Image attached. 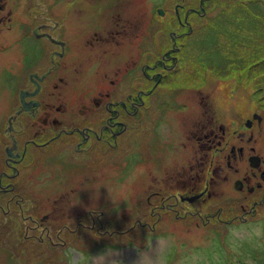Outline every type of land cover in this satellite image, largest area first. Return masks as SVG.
<instances>
[{"label": "flooded vegetation", "instance_id": "1", "mask_svg": "<svg viewBox=\"0 0 264 264\" xmlns=\"http://www.w3.org/2000/svg\"><path fill=\"white\" fill-rule=\"evenodd\" d=\"M43 1L23 0L31 19L21 23V32L11 31L16 37L22 34L14 46L0 49V62L14 61L16 56L34 67L28 72L24 64L19 68L21 62L13 64L18 72L11 89L2 85L4 69L0 71V197L5 196L0 200V222L5 218L14 222L9 229L13 240L8 247L0 245L6 264H30L26 258L31 244L68 248L69 232L85 228L83 222H71L74 215L83 219V199L99 197L95 191L85 194L86 183L96 188L101 177H108L123 160L121 151L132 155L129 134L137 125L129 121L137 116L143 124L141 161L147 165L143 191L147 204L153 206L151 217L157 218L156 225L145 222L147 230H163L198 215L206 227L210 223V216L203 218L206 210L221 202L228 205L229 200H237V206L227 210L235 214L229 222L252 221L264 210V156L249 146L253 137L247 141L244 137V127L253 131L251 136L254 130L263 131L264 116L254 111L238 125L221 113L220 95L208 91L206 84L208 90L203 89L208 93L199 101V113L189 104L190 91L195 90L173 95L165 88L180 69L183 43L179 46L178 41L193 33V19L207 13V0H201L198 8L175 5L171 20L178 31L169 33L172 46L152 65L147 50L148 0L135 2L145 24L135 29L129 24V30H117L111 8L118 2L132 7L133 0ZM35 5L53 15H39ZM3 22L0 18V25L6 26ZM28 38L45 46L20 52L21 42ZM157 90L160 110L150 112L149 97ZM153 115L155 123L150 122ZM237 160L243 164H236ZM251 197L258 199L248 208ZM224 209L213 216L222 217ZM92 211L93 224L87 228L111 236L102 233L112 224L101 221L105 212Z\"/></svg>", "mask_w": 264, "mask_h": 264}, {"label": "rangeland", "instance_id": "2", "mask_svg": "<svg viewBox=\"0 0 264 264\" xmlns=\"http://www.w3.org/2000/svg\"><path fill=\"white\" fill-rule=\"evenodd\" d=\"M133 2L131 3L132 7L129 8L127 4H120L119 2L114 8H111L112 15H114L111 20L112 22L115 20L119 25L117 30L124 29V27L129 30V24H132L134 29L137 26L139 28V24H145L142 22L145 20L144 16L142 18V10L139 6L135 7L137 5L135 4L136 0H133ZM139 2L143 3L141 0ZM261 2H264V0L205 1L207 13L199 19L198 17L193 19L194 25L197 22L194 33L178 41L179 46L183 43V48L179 54L180 69L175 73L176 75L169 77L166 84L169 86L165 87L166 89H172L169 94L175 95L178 90L182 91L187 88L195 90L190 91L189 104L191 109L199 113L202 110L199 101L207 95L206 90L209 87L208 91L214 90L220 95H218L220 99L218 101L221 104V113L227 115L230 122L236 120V123L240 125L241 119H246L252 112L257 110L264 116V103L261 102L264 98V16L254 14L253 17L252 15V12L259 10V6H263L260 4ZM198 3L199 0H186V5H192V7L198 6ZM0 5L5 6V10L0 11V18H4L3 23L6 24V26L0 25V49H3L14 46V43L22 37V34L16 37L14 34H10L11 31L21 32V23L31 18L25 12L23 0H0ZM44 5H47V2L43 1ZM172 6V0H148L146 23L149 65H152L157 59H161L166 51L165 48L171 43L170 34H167L173 31L174 27L177 28L171 20V16H173ZM34 10L41 16L53 15L52 12H47L45 8L43 11L38 10L37 5H35ZM118 13L121 15H118ZM54 14L57 15L59 12L56 11ZM47 16L44 18L45 20L48 19ZM65 17L66 14L63 18ZM61 20V17L57 18L58 22H61ZM16 21L20 24H15ZM32 43L33 41L29 38L23 40L21 48H19L20 52H30L32 50L30 47L37 49L45 46L41 43L37 45ZM35 53L36 57L40 54L38 50ZM18 61L21 62L18 63L19 68H23L25 63L21 57L18 59L14 56V61L4 58V61L0 62V71L4 69L2 85L8 89L16 85V72L18 71L13 64ZM25 68L28 72L34 69L33 65L29 67L25 65ZM204 84L208 87H203ZM151 86L152 83L150 82L149 88ZM257 86H259V90L255 93ZM71 88L69 87V92ZM160 89L162 90V87ZM201 90L204 92H201ZM160 93L161 91L157 90L154 96L149 97L150 112L160 110L158 97ZM186 95H188V92ZM224 96L228 98L227 104ZM234 96H238V99H234ZM6 109L7 115H9L10 110L7 105ZM155 116L153 115L154 118H151L150 122L155 123L157 121ZM138 119H140V116L129 121L130 124L134 123L133 126L137 125V127H133L129 134V137L133 138L132 148L134 150L132 155L121 151L123 160L118 161L116 167L112 169L125 170L122 168L124 164L132 167L138 162L142 163L140 136L143 124ZM137 120L138 123H136ZM262 127L263 131L257 132L256 130V134L254 130V136H251L253 131H247L244 127V137L246 141L253 137L254 141L249 146L256 148V152L264 156V123ZM255 139L260 141L256 143ZM125 141L129 143L128 139ZM240 145L249 147L248 144L243 145V143H238L236 146ZM130 160L132 162H129ZM253 160V158L250 160L252 168L256 166ZM235 163L243 164L240 160ZM196 164L198 165V163ZM143 182L144 179L135 192L120 198H116L112 194V189L107 183V177H101V181L96 188L94 186L89 187L86 183L85 194L95 191L99 193V197H96V199H83L85 213L83 219L80 218V215L73 214L76 217L71 222L78 220L83 222L85 226L84 229L79 228L77 231L80 241L70 240L67 249L64 247L51 246L49 248L42 246L35 249L36 257L29 255L26 260L30 264H91L93 256L106 254L108 257L107 264H140V253L147 251L151 254L153 264H264V235L251 240L248 237V230L251 227L259 225L264 228V210L254 216L252 221L243 222L235 219L229 222L233 220L232 217L235 214H229L227 210L232 205L237 206L236 199L229 200L228 205L221 202L206 210V215L203 218L207 215L210 216V223L206 227L202 226V222L199 221L202 219L198 215L187 216V219L178 221V223L172 224L168 228L165 227L163 230L162 228H159L158 231L147 230L144 226L145 222L156 225L157 218L151 217L150 209L153 206L149 202L147 204ZM2 197H0V200L3 199ZM257 199V197L249 198L248 208ZM153 202L154 200L151 199V203ZM220 207L225 208L224 214L216 219L213 214ZM95 208L105 212L102 222L112 223L109 224L106 231L102 230V233L112 234L111 236H102L97 229L87 228L88 225L91 227L93 224L91 214ZM191 217L193 218L191 219ZM3 222L9 223L6 218ZM225 222H228V224ZM112 231H128V233L115 234L114 236ZM116 240L125 244L128 243V240H133V243L125 246H115L113 243ZM110 243L112 244L108 246ZM0 258L1 262L6 264L5 254H1ZM23 258L25 259V256L22 257V260H24Z\"/></svg>", "mask_w": 264, "mask_h": 264}, {"label": "clouds", "instance_id": "3", "mask_svg": "<svg viewBox=\"0 0 264 264\" xmlns=\"http://www.w3.org/2000/svg\"><path fill=\"white\" fill-rule=\"evenodd\" d=\"M120 168L112 169L107 177V183L112 189V194L116 198L135 192L138 185L142 182L147 171V165L144 163H136L132 167L127 164ZM264 235V228L261 226H253L248 230L249 239L259 238ZM108 257L106 254H100L92 257L91 264H107ZM140 264H153L151 254L142 251L139 258Z\"/></svg>", "mask_w": 264, "mask_h": 264}, {"label": "trees", "instance_id": "4", "mask_svg": "<svg viewBox=\"0 0 264 264\" xmlns=\"http://www.w3.org/2000/svg\"><path fill=\"white\" fill-rule=\"evenodd\" d=\"M172 2H173V6H172L173 7V15H174V7H175L176 4L183 3V4L186 5V0H181V1L180 0H172ZM200 2H201V0H199V3ZM199 3H198V5H199ZM255 3H257V2H255ZM260 4L264 6V2H261ZM186 6H187V8L192 7V5H186ZM263 6H259V10H256L255 12H252L253 17H254V14H259L260 16H264V8H263ZM196 7L198 8V6H196ZM198 19H199V17H198ZM172 23H174V22H172ZM175 26L177 27V23H175ZM195 27H197V22L194 25V30H195ZM194 30H193V33H194ZM173 31H178V29H176L174 27ZM167 35H169V33ZM170 42L171 43L166 47V49H168V48H170L172 46V40H171V38H170ZM258 87L259 86H257V89H256L255 93L258 92V90H259ZM261 102L264 103V98H263V101L261 100ZM13 224H14L13 220H10L9 223L3 222V221L0 222V227L1 228H4L2 231H0V245H1V247H3V246L8 247L9 244H10V241L13 240L12 233H10V230H12V228H13ZM6 228H8V231L6 230ZM74 233L76 234L75 236H74ZM125 233H128V231H123V232H120V233L117 232L115 234H125ZM115 234H114V236H115ZM77 235H78L77 234V231L69 232V239L70 240H74V241L75 240H79V236H77ZM4 241H5V243H4ZM132 243H133V240H131V241L128 240V243L127 244L121 243V242H119V241L116 240L115 243H113V244L115 246H119V245L125 246V245H128V244L131 245ZM111 244L112 243H110L108 246H110ZM37 248H41V247L31 246V250L29 251L28 254L29 255H33V256L36 257V255H35V249H37Z\"/></svg>", "mask_w": 264, "mask_h": 264}, {"label": "water", "instance_id": "5", "mask_svg": "<svg viewBox=\"0 0 264 264\" xmlns=\"http://www.w3.org/2000/svg\"><path fill=\"white\" fill-rule=\"evenodd\" d=\"M163 14V13H162Z\"/></svg>", "mask_w": 264, "mask_h": 264}]
</instances>
